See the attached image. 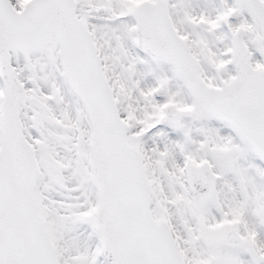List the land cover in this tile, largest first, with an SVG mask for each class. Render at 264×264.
<instances>
[{"label": "snow or ice", "instance_id": "snow-or-ice-1", "mask_svg": "<svg viewBox=\"0 0 264 264\" xmlns=\"http://www.w3.org/2000/svg\"><path fill=\"white\" fill-rule=\"evenodd\" d=\"M0 264H264V0H0Z\"/></svg>", "mask_w": 264, "mask_h": 264}]
</instances>
